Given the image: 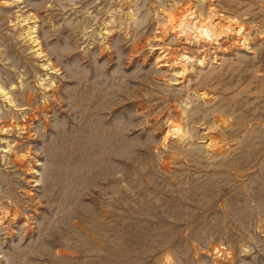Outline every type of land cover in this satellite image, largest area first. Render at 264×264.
<instances>
[{
  "label": "rangeland",
  "instance_id": "1",
  "mask_svg": "<svg viewBox=\"0 0 264 264\" xmlns=\"http://www.w3.org/2000/svg\"><path fill=\"white\" fill-rule=\"evenodd\" d=\"M0 264H264V0H0Z\"/></svg>",
  "mask_w": 264,
  "mask_h": 264
},
{
  "label": "bare ground",
  "instance_id": "2",
  "mask_svg": "<svg viewBox=\"0 0 264 264\" xmlns=\"http://www.w3.org/2000/svg\"><path fill=\"white\" fill-rule=\"evenodd\" d=\"M172 24V23H171ZM221 49V48H220Z\"/></svg>",
  "mask_w": 264,
  "mask_h": 264
}]
</instances>
